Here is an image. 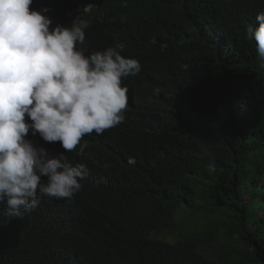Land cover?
Instances as JSON below:
<instances>
[{"label": "trees", "instance_id": "16d2710c", "mask_svg": "<svg viewBox=\"0 0 264 264\" xmlns=\"http://www.w3.org/2000/svg\"><path fill=\"white\" fill-rule=\"evenodd\" d=\"M55 1L67 22L85 4L91 54L142 70L123 80L124 122L74 152L29 131L89 175L21 218L0 207V264H264V68L246 37L264 0ZM182 210L203 221L183 228Z\"/></svg>", "mask_w": 264, "mask_h": 264}, {"label": "clouds", "instance_id": "9594fccd", "mask_svg": "<svg viewBox=\"0 0 264 264\" xmlns=\"http://www.w3.org/2000/svg\"><path fill=\"white\" fill-rule=\"evenodd\" d=\"M56 4L0 0V207L9 217L32 212L44 197L71 199L89 175L86 165L73 166L66 155L47 158L44 148L26 139L29 131L74 152L85 136L124 122L123 80L142 70L137 59L112 47L91 54L90 25L81 17L85 4L68 22L63 18L71 15L55 11ZM256 22L246 37L255 40L264 68V13Z\"/></svg>", "mask_w": 264, "mask_h": 264}, {"label": "rangeland", "instance_id": "374dc122", "mask_svg": "<svg viewBox=\"0 0 264 264\" xmlns=\"http://www.w3.org/2000/svg\"><path fill=\"white\" fill-rule=\"evenodd\" d=\"M176 218H177L179 225H181L185 229L196 228L197 226H199L200 222L203 221V219H201L199 214L197 215L187 210H182L178 212Z\"/></svg>", "mask_w": 264, "mask_h": 264}, {"label": "bare ground", "instance_id": "6f19581e", "mask_svg": "<svg viewBox=\"0 0 264 264\" xmlns=\"http://www.w3.org/2000/svg\"><path fill=\"white\" fill-rule=\"evenodd\" d=\"M207 7V6H206ZM119 38V37H118ZM127 38H128V36H127ZM117 39V38H116ZM120 40V39H119ZM103 41V40H102ZM112 43V42H111ZM111 45H113V44H111ZM127 46V45H126ZM125 46V47H126ZM129 47V46H128ZM128 47H126V48H128ZM133 48V47H132ZM130 51V50H129ZM128 52V51H127ZM123 53V52H122ZM130 53H131V51H130ZM124 55V54H123ZM126 56V55H125ZM143 58V57H142ZM142 60V59H141ZM98 170V169H97ZM95 171V170H94ZM109 173V172H108ZM197 177V176H196ZM110 182V181H109ZM197 187V186H196ZM197 193V192H196ZM92 195V194H91ZM91 197V196H90ZM95 197V196H94ZM196 197V196H195ZM98 199V198H97ZM185 205V204H184ZM186 206V205H185ZM56 208V207H55ZM191 209V208H190ZM211 213V212H210ZM175 215V214H174ZM41 224V223H40ZM33 225V224H32ZM14 226V225H13ZM28 226V225H27ZM24 227V226H23ZM37 227V226H36ZM164 228V227H163ZM174 228V227H173ZM15 229H17V228H15ZM166 229V228H165ZM156 230V229H155ZM167 232V231H166ZM7 235V234H6ZM104 235V234H103ZM170 235H172V234H170ZM5 236V235H4ZM22 236V235H21ZM91 236V235H90ZM164 236V235H163ZM10 237V236H9ZM97 237V236H96ZM102 237V236H101ZM103 238V237H102ZM51 240V239H50ZM92 240V239H91ZM105 240H106V236H105ZM151 240V239H150ZM181 240V239H180ZM85 241V240H84ZM184 241V240H183ZM103 243V242H102ZM94 244V243H93ZM97 244V243H96ZM107 244V243H106ZM179 244V243H178ZM46 245V244H45ZM173 248V247H172ZM35 249V248H34ZM182 249V248H181ZM184 252V251H183ZM105 254V253H104ZM13 259V258H12ZM48 259V258H47ZM94 260V259H93ZM166 260V259H165ZM26 261V260H25ZM43 261V260H42Z\"/></svg>", "mask_w": 264, "mask_h": 264}]
</instances>
